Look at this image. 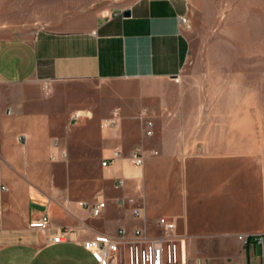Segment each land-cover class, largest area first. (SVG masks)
Masks as SVG:
<instances>
[{
  "label": "crops",
  "instance_id": "1",
  "mask_svg": "<svg viewBox=\"0 0 264 264\" xmlns=\"http://www.w3.org/2000/svg\"><path fill=\"white\" fill-rule=\"evenodd\" d=\"M193 1L130 0L0 35V264H101L85 242L158 237L159 218L174 223L181 264H264V130L252 101L182 82ZM87 80L146 84L111 118L62 90ZM97 200L93 217L81 203ZM44 214L46 229L29 226Z\"/></svg>",
  "mask_w": 264,
  "mask_h": 264
},
{
  "label": "rangeland",
  "instance_id": "2",
  "mask_svg": "<svg viewBox=\"0 0 264 264\" xmlns=\"http://www.w3.org/2000/svg\"><path fill=\"white\" fill-rule=\"evenodd\" d=\"M130 0H0V35L28 33L48 21L62 23L86 12ZM181 22L189 36V54L182 82L216 99L223 91L250 100L264 130V0H194ZM139 81L87 80L68 83L63 92L92 112L121 114L145 85ZM211 86V87H209ZM211 89V90H210Z\"/></svg>",
  "mask_w": 264,
  "mask_h": 264
},
{
  "label": "built area",
  "instance_id": "3",
  "mask_svg": "<svg viewBox=\"0 0 264 264\" xmlns=\"http://www.w3.org/2000/svg\"><path fill=\"white\" fill-rule=\"evenodd\" d=\"M184 19L182 18V21ZM144 118V134L146 136L152 135V121L147 118V115L143 112ZM79 117L78 113H73L72 120H76ZM120 151H115L113 158L118 157ZM112 158V159H113ZM130 158L136 165L142 164V156L138 149H132ZM111 159V160H112ZM107 160L102 162V165L107 164ZM117 185H122V181L119 180ZM0 190H8L5 186H0ZM124 202L121 200V203ZM130 206H132V212L135 216H140L141 211L138 206L135 205L134 199L128 198L126 200ZM105 202L103 200H97L94 203L86 204L81 203V206L89 208L93 217L101 215L105 208ZM49 223L48 216L46 214L40 216L29 222L31 228L44 230ZM157 224L164 228V234L154 238H146L144 231L137 228L133 232V237L130 240L125 238V230L119 231L118 237L115 239H103L93 240L84 243V247L91 250L98 262L101 264H181V239L174 235V223L166 220L165 218H159ZM246 243L247 239L240 236ZM261 243L262 238H257ZM64 241L62 235H58L52 238V242L58 243ZM124 249L122 250V247Z\"/></svg>",
  "mask_w": 264,
  "mask_h": 264
},
{
  "label": "water",
  "instance_id": "4",
  "mask_svg": "<svg viewBox=\"0 0 264 264\" xmlns=\"http://www.w3.org/2000/svg\"><path fill=\"white\" fill-rule=\"evenodd\" d=\"M123 15H124V16H128V15H129V11H128V10H124V11H123Z\"/></svg>",
  "mask_w": 264,
  "mask_h": 264
},
{
  "label": "trees",
  "instance_id": "5",
  "mask_svg": "<svg viewBox=\"0 0 264 264\" xmlns=\"http://www.w3.org/2000/svg\"><path fill=\"white\" fill-rule=\"evenodd\" d=\"M252 239V237H248L247 242H249Z\"/></svg>",
  "mask_w": 264,
  "mask_h": 264
}]
</instances>
